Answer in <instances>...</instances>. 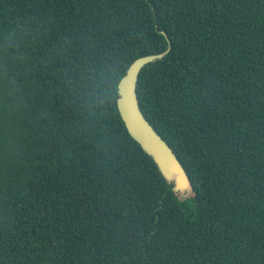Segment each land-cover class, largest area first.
I'll return each instance as SVG.
<instances>
[{"label":"trees","instance_id":"obj_1","mask_svg":"<svg viewBox=\"0 0 264 264\" xmlns=\"http://www.w3.org/2000/svg\"><path fill=\"white\" fill-rule=\"evenodd\" d=\"M0 264H264V0H0Z\"/></svg>","mask_w":264,"mask_h":264},{"label":"water","instance_id":"obj_2","mask_svg":"<svg viewBox=\"0 0 264 264\" xmlns=\"http://www.w3.org/2000/svg\"><path fill=\"white\" fill-rule=\"evenodd\" d=\"M162 33L169 40L167 33L165 31ZM167 52L168 50L139 57L129 66L119 82L117 104L120 115L133 139L152 156L164 177L174 183V190L181 197H187L193 192L190 177L173 148L145 117L137 93L142 68L155 59L162 58Z\"/></svg>","mask_w":264,"mask_h":264}]
</instances>
